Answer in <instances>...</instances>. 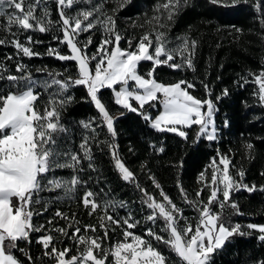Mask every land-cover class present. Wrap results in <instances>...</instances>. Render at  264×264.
Wrapping results in <instances>:
<instances>
[{"label":"snow or ice","instance_id":"1","mask_svg":"<svg viewBox=\"0 0 264 264\" xmlns=\"http://www.w3.org/2000/svg\"><path fill=\"white\" fill-rule=\"evenodd\" d=\"M205 2L217 10L250 3L256 11L255 19L264 28V0ZM83 3L87 6L79 7L80 0H56L59 18L53 20L52 9L47 6L36 15L38 4L33 0H0V17L5 18L0 30L8 34L0 38V45L11 44L17 50L15 72L7 63L14 59L11 53L0 61L3 82L0 84V264H37L39 258L31 253L34 241L42 246L41 258H49L52 264H107L108 260L111 264H216V257L230 248L237 236L256 232L257 241L264 245V223L242 224L233 220V215L245 214L234 194L240 190L264 192V183H246L244 168L236 169L228 153L219 148L222 131L216 123V113L219 102L229 95V88L225 86L216 93L215 82L210 85L201 80L206 95L198 97L189 91L196 88L195 80L164 82L154 75L158 65L195 72L199 41L190 32L173 38L168 31L183 9L193 5V0H163V3L157 0L153 15L146 21L151 27L139 37L122 34L116 26V14L131 0H112L111 8L104 0L97 3L83 0ZM223 27L218 26L217 31ZM227 27L236 33L244 31L235 25ZM97 29L102 32L100 42L90 52L93 35L89 30ZM28 30L52 33V40L57 43L49 44L46 53L35 51L33 45L42 41L35 40ZM21 32L27 33L24 42L20 39ZM260 35L264 39V32ZM122 39L127 40L126 47H121ZM61 45L68 51H63ZM21 54L26 57L47 54L74 64L60 69L39 67L36 71L45 73L41 78L18 59ZM142 60L151 61L143 74L138 69ZM250 78L259 86L252 95L264 106V58L258 70L245 69L233 83L242 88ZM219 79L217 76L216 80ZM77 86L86 89L79 99L93 104L98 115L74 122L82 132L78 147L73 148L68 146L72 140L68 133L73 130L63 114L75 103L73 89ZM105 88L111 90L115 105L121 106L115 114L103 102L100 90ZM156 101L162 110L153 115L151 109L156 107ZM126 112L137 113L151 128L178 134L185 141L195 127L192 143L197 147L203 140L210 146L215 143L210 178L206 177L208 166H205L191 195L177 173L175 183L180 202L191 206L197 214L195 224L181 203L163 188L152 171L150 156L139 161L137 172L121 155L115 124ZM222 123L224 128L229 126L227 118ZM244 147L251 156L255 147L252 140H246ZM148 149L153 154L163 153L165 144L150 139ZM135 152L129 143L128 153ZM97 155H108L118 177L134 186L139 193L138 208L132 207L134 201L112 196L107 181L99 191L89 186L99 185L102 179ZM183 164L182 158L170 162V166L178 169ZM230 167L236 169L235 174ZM58 169H70V175L58 176ZM86 170L95 176L85 178ZM141 174L151 182L153 190L140 183ZM261 174L264 175V170ZM78 186L84 188L80 199L87 214L96 215L97 223H84L81 227L76 213L60 207L55 208L54 216H47L50 204L42 203V192L48 191L53 203L71 201ZM155 190H159L158 196ZM35 205H41L38 211ZM120 209L125 210L124 216H120ZM40 213L46 215V221L34 222ZM54 217L64 223L56 222ZM110 228L113 232L119 228L123 239L104 245V240L110 238ZM137 228L141 231H133ZM101 230L102 235L98 234ZM53 232L59 235L54 236ZM65 240L75 243L67 245ZM58 242L63 246L58 247ZM73 247L74 253L70 251ZM16 252L22 255L17 256ZM245 264H264V252L246 258Z\"/></svg>","mask_w":264,"mask_h":264},{"label":"trees","instance_id":"2","mask_svg":"<svg viewBox=\"0 0 264 264\" xmlns=\"http://www.w3.org/2000/svg\"><path fill=\"white\" fill-rule=\"evenodd\" d=\"M38 4L35 9L36 15H40L41 9L47 6L52 9V19L57 20L59 14L56 10V0H33ZM100 2V0H93V3ZM107 7L113 6L112 0H104ZM157 0H131V3L120 9L116 14V26L122 34L139 37L144 30L151 27L146 21L148 17L153 15V5ZM163 3V0H161ZM83 0H80L79 7H85ZM75 11V9L73 10ZM256 11L251 7L250 3H243L234 9L217 10L216 8L206 4L205 0H193V5L185 7L183 11L176 18L171 28L168 30L169 34L175 38L181 33L190 32L191 36L195 37L199 44L196 49L195 72L177 71L171 69L166 65H158L154 73L155 77L164 82H175L179 79L195 80L196 88L189 89L194 95L203 97L206 95L201 80L210 85L215 82L214 91H219L227 86L229 88V95L218 104V112L216 113V123L221 128L222 136L218 141L219 148L222 152L228 153L231 158V164L236 166V169L243 167L245 170L244 180L246 183L255 182L257 185L264 183V175L261 174L264 170V119H254V117L264 116V106L257 102V98L252 95L254 91L258 90V84L255 83L254 78H250L249 82L244 87H237L233 81L237 79V74H243L244 70L251 68L258 70L264 58V39L261 38V33L264 28L257 19H255ZM4 17H0V23H4ZM47 19V18H46ZM135 22V23H134ZM224 27L217 31L218 26ZM228 25H235L242 28V33H236L234 29L228 28ZM143 26V27H142ZM191 26V28H189ZM165 30V29H161ZM15 31V28H13ZM93 35V44L89 46V51H94V45L100 42L99 38L102 35L100 30H89ZM33 35L35 40L42 41L39 44H34L33 48L38 52H45L49 44L55 45L57 42L52 40V33H41L38 30H28ZM231 33V34H230ZM27 33L21 32L20 39L24 42V35ZM8 35L5 31L0 30V38ZM84 34L82 33L81 36ZM11 39V36L8 37ZM121 47L127 46V40L122 39ZM61 49L67 52L65 45H61ZM17 50L11 44L0 45V61H4L7 54L11 53L13 60L7 61L10 65V70L15 72V63ZM18 59L29 65V69L33 75L37 77H44L45 73L37 72L36 69L47 65L50 69H60L62 67H71L74 62L60 61L54 56L47 54L43 56L26 57L23 54ZM150 61H141L138 64V69L143 74L150 66ZM223 65L221 68L220 65ZM219 76L220 79L216 80ZM3 82L0 81V84ZM183 86V85H182ZM76 101L71 105L66 116V123H69L70 128L74 131L68 133L72 137L69 147L76 148L81 139L82 129L74 122L80 119H87L90 116L98 115V110L94 105L88 101H82L80 96L86 93V89L82 86H77L73 89ZM103 102L109 107L110 111L115 114L117 109L121 106L115 105L114 99L110 89H101ZM153 115L156 113L151 109ZM227 118L229 126L224 128L223 120ZM117 129V142L120 146V153L125 157L129 165L139 172V161L145 157H151V167L160 180L165 191L172 196L185 209V214L196 222V213L191 206H186L180 202L178 190L176 187L177 173L181 179L185 189L189 195L198 187V174L205 170L208 166L206 177L210 178V158L216 155L215 143L211 146L209 142L203 140L197 147L192 143V137L196 131L195 127L189 132V139L178 136V134L167 131L160 132L150 127L149 124L139 117L137 113L126 112L123 117H118L115 124ZM106 131V129H104ZM163 141L165 144V151L163 153H152L148 149L149 140ZM251 139L254 144L251 156L245 150L244 142ZM129 143L136 149L135 154L128 153ZM229 149L232 151L229 152ZM183 159L184 164L182 169L170 166V162ZM96 162L98 168L101 170V177L99 185L89 184L94 191H99V188L105 186V181L112 189V196L116 199L131 200L135 203L132 207L138 208L139 193L130 183L122 181L110 163L108 155H97ZM230 167V172L235 174V170ZM70 169H58L56 175L69 176ZM94 175L86 170L84 176ZM140 183L153 190L154 186L143 175H140ZM84 188L78 186L75 198L71 201L65 199L53 203L49 197L50 193L44 191L41 193L42 203L48 201L50 207L47 216H54L55 208L60 207L66 212H74L77 214V219L81 222V227L84 223H97V216H89L85 210L81 197ZM54 195L55 193H51ZM155 194L159 195V190H155ZM102 195V194H101ZM202 195H204L202 193ZM234 198L239 201L241 210L244 215H233L234 221H239L242 224L264 223V192L254 191L247 193L245 190H240L234 194ZM41 205H35L38 211ZM110 211V209H109ZM224 211L227 213L229 209L226 207ZM251 213V215H249ZM120 216L125 215V210H119ZM139 215V213H137ZM46 215L39 214L38 221L34 217V222L44 223ZM56 222L64 223L60 218H55ZM159 227V224L157 225ZM83 231V229H82ZM133 231L140 232L141 229H133ZM90 234V233H89ZM102 235V230L98 233ZM53 235H59L53 232ZM79 235V234H78ZM256 232L251 235L237 236L232 246L216 257V264H245L246 258H255L264 252V245H260L256 238ZM109 239L104 240V245H109L117 240H122V232L119 228L115 232L109 229ZM67 245H74V241L65 240ZM58 247L63 246L62 243H57ZM74 253L75 249L70 248ZM167 251V249H165ZM42 246L35 241L31 245V253L34 257H38L37 264H52L47 257H42ZM17 256H21L16 252ZM68 255V254H66ZM111 264V260L107 261Z\"/></svg>","mask_w":264,"mask_h":264},{"label":"rangeland","instance_id":"3","mask_svg":"<svg viewBox=\"0 0 264 264\" xmlns=\"http://www.w3.org/2000/svg\"><path fill=\"white\" fill-rule=\"evenodd\" d=\"M142 61H147V60H142ZM141 62V61H140ZM139 62V63H140ZM151 62V61H150ZM132 82H130V84H131ZM156 103V107L155 108H152L153 110H154V112H156L155 114H158V112L160 111V110H162V105L160 104V102L159 101H156L155 102ZM154 114V115H155ZM150 125V124H149Z\"/></svg>","mask_w":264,"mask_h":264}]
</instances>
